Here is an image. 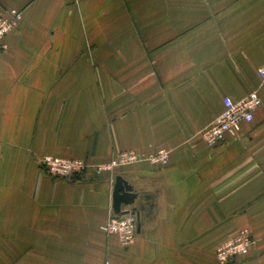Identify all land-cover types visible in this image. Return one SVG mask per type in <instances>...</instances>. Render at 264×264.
Masks as SVG:
<instances>
[{
    "label": "crops",
    "instance_id": "1",
    "mask_svg": "<svg viewBox=\"0 0 264 264\" xmlns=\"http://www.w3.org/2000/svg\"><path fill=\"white\" fill-rule=\"evenodd\" d=\"M22 13L0 53V264H218L251 231L264 264V0H0ZM257 91L241 135L201 133L223 100ZM169 152L77 181L45 156L93 165ZM139 194L135 242L101 227L116 178Z\"/></svg>",
    "mask_w": 264,
    "mask_h": 264
},
{
    "label": "built area",
    "instance_id": "2",
    "mask_svg": "<svg viewBox=\"0 0 264 264\" xmlns=\"http://www.w3.org/2000/svg\"><path fill=\"white\" fill-rule=\"evenodd\" d=\"M22 20V13L11 10L0 16V53L6 50V37L15 30ZM259 75L264 79V66L259 69ZM222 114L201 135L211 148L225 142L227 138L241 135L243 124L252 123L255 112L262 106V100L257 91L251 92L246 98L234 101L227 97L223 100ZM140 161H147L157 166H165L169 162V152L159 150L150 155H142L136 151H126L116 155L110 162L93 165L84 159H66L54 156H45L40 160V166L53 178L77 181L88 170L94 169L97 174L118 168H125ZM138 217L129 212L124 215H115L101 227L108 236H116L124 247L131 246L137 237ZM255 245V239L250 230L244 229L216 249L218 264H233L249 256Z\"/></svg>",
    "mask_w": 264,
    "mask_h": 264
},
{
    "label": "water",
    "instance_id": "3",
    "mask_svg": "<svg viewBox=\"0 0 264 264\" xmlns=\"http://www.w3.org/2000/svg\"><path fill=\"white\" fill-rule=\"evenodd\" d=\"M138 199L139 194L135 191L134 186L123 177L118 176L113 191V208L115 215H124L132 212L137 215L139 220L140 214L136 207Z\"/></svg>",
    "mask_w": 264,
    "mask_h": 264
}]
</instances>
